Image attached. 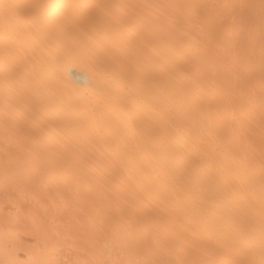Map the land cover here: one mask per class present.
Returning <instances> with one entry per match:
<instances>
[{
  "label": "bare ground",
  "instance_id": "obj_1",
  "mask_svg": "<svg viewBox=\"0 0 264 264\" xmlns=\"http://www.w3.org/2000/svg\"><path fill=\"white\" fill-rule=\"evenodd\" d=\"M0 264H264V0H0Z\"/></svg>",
  "mask_w": 264,
  "mask_h": 264
}]
</instances>
